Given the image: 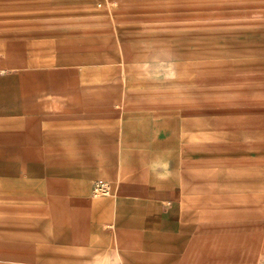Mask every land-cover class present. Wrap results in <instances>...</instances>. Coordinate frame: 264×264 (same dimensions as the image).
<instances>
[{"label":"rangeland","instance_id":"obj_1","mask_svg":"<svg viewBox=\"0 0 264 264\" xmlns=\"http://www.w3.org/2000/svg\"><path fill=\"white\" fill-rule=\"evenodd\" d=\"M33 39L70 43L45 52L67 59L47 66L65 70L63 86L49 91L46 76L48 91H36L55 117L24 139L21 116L0 106V153L42 152L0 154V264H33L21 255L50 264H264V0H0V44ZM47 67L0 66V103L23 98L26 72ZM48 121L61 128L43 130ZM48 140L72 153H47ZM125 161L169 180L181 227L167 237L142 227L112 234L113 249L92 260L64 250L53 217L67 205L60 197L112 198L110 178L96 170ZM227 169L243 174L241 201L226 194ZM95 179L108 181L107 194L93 193Z\"/></svg>","mask_w":264,"mask_h":264},{"label":"crops","instance_id":"obj_2","mask_svg":"<svg viewBox=\"0 0 264 264\" xmlns=\"http://www.w3.org/2000/svg\"><path fill=\"white\" fill-rule=\"evenodd\" d=\"M49 41V42H48ZM48 42L42 44L37 42L34 39L25 43H2L0 44V49L4 50V59L0 61V66H18V65H27V66H52L56 63L64 65L67 63V59L60 57L59 61L56 60V51L57 49L61 50L66 48L67 43L65 40L56 39L53 40H44ZM50 52L54 53L53 56H48ZM40 54H46L39 56ZM65 70H57L53 67H47L46 70H36L31 69L26 72L27 75H31V78L23 77L24 82H20V86L24 93V97L18 99L15 102L7 101L0 106L1 108L5 107L8 113H15L17 117H20L19 122L23 124V132L19 133L21 136L24 132L29 136V133L34 130H40L41 126L39 124L40 119H45L47 117H55V110H49L53 105L47 99H40L39 94H36V91H39L44 88V91H54L58 85L56 79L59 78V81H63V75ZM41 73V79L44 80L43 83L39 86L37 78V83L33 75H38ZM42 75H45L43 77ZM48 76V78L46 77ZM49 81L48 90L45 88V79ZM22 79V78H21ZM37 84V87L35 88ZM19 87V85H17ZM15 88V92H17ZM52 101V100H51ZM55 101V100H54ZM52 103H55V102ZM67 101V100H66ZM70 103V101H67ZM59 105V104H58ZM56 106V105H55ZM46 108V109H45ZM62 112V110H59ZM57 111V112H59ZM50 112H52L50 114ZM63 112H66L63 110ZM3 113V112H1ZM60 122H46V126L43 130L51 133L55 132L57 129H60ZM53 135V134H49ZM55 136V135H53ZM48 137V135H47ZM46 137V139H47ZM82 136H79V139ZM48 139H52L48 137ZM57 137H54L52 140H56ZM78 145V153L87 154V146L82 143ZM52 147V142L48 140V146L53 150L48 151L50 154H68L72 151H66V148L63 146L57 147L54 142ZM93 150L99 149V146L92 147ZM35 149V148H33ZM71 148L69 147L68 150ZM18 154L19 156H25L34 153H42L37 150H29L28 148H18L12 150H3L5 156L11 154ZM26 157V156H25ZM32 163V162H31ZM34 163V162H33ZM32 163V165H34ZM98 173L110 178L108 181L112 185V198L109 199H93L87 196H75L73 198L69 196L60 197L63 199L61 202L67 204L64 206V210H59L53 212V217L58 219L57 228L55 232L57 234V242L63 246L64 250H79L80 258H86L92 260L91 258L96 257L98 252L108 249L112 250L113 244L111 242L112 234H135L137 233V227L143 228L144 234H158L164 237H167L170 234H175V230L181 227L180 221L177 215V202L169 203L168 201H177V194L172 189V185L169 184L167 178H157L155 175H151L149 170L143 171V166L135 162H122L117 169L108 168L107 166L99 167L96 170ZM95 171V172H96ZM227 177L226 183V194L232 202L241 201L240 199L244 196V184L239 181L242 180L243 174L238 173L235 170H225V178ZM96 180V179H95ZM94 180V181H95ZM93 181V183H94ZM93 183L91 186H93ZM216 196V195H215ZM112 201L116 202V213L112 211ZM75 203V205H72ZM140 221L136 223L137 217ZM115 227L106 228L105 225H110L114 222ZM111 242V243H110ZM89 253V254H88ZM22 254V253H21ZM22 259H27L33 264H50L52 263V258H39L35 257L33 259L29 257H24L21 255ZM50 256V255H49ZM77 259L76 257L71 258V260ZM59 260H67L65 257L60 258ZM46 262V263H45ZM74 264L71 262H58L54 264Z\"/></svg>","mask_w":264,"mask_h":264},{"label":"built area","instance_id":"obj_3","mask_svg":"<svg viewBox=\"0 0 264 264\" xmlns=\"http://www.w3.org/2000/svg\"><path fill=\"white\" fill-rule=\"evenodd\" d=\"M110 190L108 181L103 179H97L94 181L92 191L94 194H107Z\"/></svg>","mask_w":264,"mask_h":264}]
</instances>
